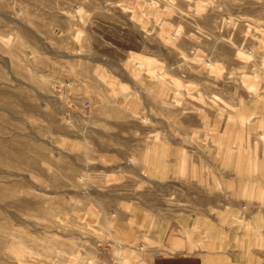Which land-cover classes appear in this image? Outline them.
<instances>
[{
  "label": "rangeland",
  "instance_id": "1",
  "mask_svg": "<svg viewBox=\"0 0 264 264\" xmlns=\"http://www.w3.org/2000/svg\"><path fill=\"white\" fill-rule=\"evenodd\" d=\"M186 242L264 264V0H0V264Z\"/></svg>",
  "mask_w": 264,
  "mask_h": 264
},
{
  "label": "crops",
  "instance_id": "2",
  "mask_svg": "<svg viewBox=\"0 0 264 264\" xmlns=\"http://www.w3.org/2000/svg\"><path fill=\"white\" fill-rule=\"evenodd\" d=\"M212 245V244H210ZM169 249H173L171 248L172 247V241L170 242V244L168 245ZM212 250H214L215 252H218L219 250H221V248H218L215 244L211 246ZM180 250L182 252H185V255L183 256L185 259H197L198 260V264H234L236 263L234 259H229V260H226L225 256L226 254L224 253H217V254H211V255H204L201 253L197 254L198 256H194L193 258H189L188 256L190 254H188L187 252H190L192 250V246H191V243L189 242H186V243H180L179 245V250H174L176 252H180ZM170 253V252H169ZM173 254V253H171ZM201 255V256H200ZM170 258V257H168ZM163 261H166V258H164ZM188 262V261H187ZM150 264H155V261L154 259L151 260ZM238 264H241V263H238Z\"/></svg>",
  "mask_w": 264,
  "mask_h": 264
}]
</instances>
